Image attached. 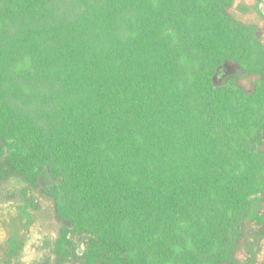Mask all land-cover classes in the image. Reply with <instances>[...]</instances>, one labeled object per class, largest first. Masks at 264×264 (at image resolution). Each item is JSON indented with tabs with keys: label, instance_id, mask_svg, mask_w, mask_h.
Wrapping results in <instances>:
<instances>
[{
	"label": "trees",
	"instance_id": "1",
	"mask_svg": "<svg viewBox=\"0 0 264 264\" xmlns=\"http://www.w3.org/2000/svg\"><path fill=\"white\" fill-rule=\"evenodd\" d=\"M228 9L0 0V178L50 176L60 262L237 264L263 227L264 43Z\"/></svg>",
	"mask_w": 264,
	"mask_h": 264
},
{
	"label": "rangeland",
	"instance_id": "2",
	"mask_svg": "<svg viewBox=\"0 0 264 264\" xmlns=\"http://www.w3.org/2000/svg\"><path fill=\"white\" fill-rule=\"evenodd\" d=\"M228 10L235 19L255 27L264 43V0H229ZM231 75H238L240 83L251 89L255 77L245 75L234 63H226L219 68L215 83L220 85ZM51 183L47 173L41 176L36 186L15 176L0 178V259L4 255L2 247L12 222L19 220L22 221V242L12 260L14 264H82L71 258L60 262L56 254L61 229L68 224L58 219L54 201L45 192ZM253 227L247 231L249 237L246 246L239 250L237 264H264V231L257 232L262 225L259 230ZM81 252L82 246L78 254Z\"/></svg>",
	"mask_w": 264,
	"mask_h": 264
}]
</instances>
